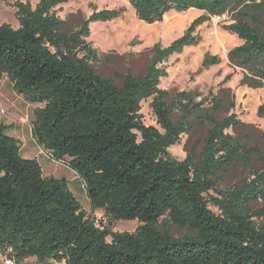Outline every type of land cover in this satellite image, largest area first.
<instances>
[{"label":"trees","instance_id":"obj_1","mask_svg":"<svg viewBox=\"0 0 264 264\" xmlns=\"http://www.w3.org/2000/svg\"><path fill=\"white\" fill-rule=\"evenodd\" d=\"M68 1L38 0L32 7L15 0L18 27L0 23V78L28 102L43 104L33 111L32 135L85 181L91 209L140 225L133 232L97 225L66 178L46 176L35 158L22 157L19 140L0 123V251L17 264L29 257L38 264H264V220H254L264 213L255 207L264 204V131L249 146L227 132L245 126L236 114L217 117L221 98L196 102L190 92L171 96L159 88L168 74L163 63L197 44L196 29L226 12L234 16L223 29L242 40L229 59L248 70L243 84L264 87V0H127L148 24L171 10L204 13L169 45L155 44L143 73L127 69L120 84L92 68L91 60L108 56L98 57L86 37L91 23L116 19L124 8L93 11L68 30L55 9ZM218 61L207 54L202 65ZM148 98L158 127L142 121ZM258 114L264 117V105ZM193 118L207 125L201 146L174 159L168 148L181 134L191 136ZM252 159L248 175L219 187L221 174ZM210 191L217 195L207 198ZM164 216L188 233L159 229Z\"/></svg>","mask_w":264,"mask_h":264},{"label":"rangeland","instance_id":"obj_2","mask_svg":"<svg viewBox=\"0 0 264 264\" xmlns=\"http://www.w3.org/2000/svg\"><path fill=\"white\" fill-rule=\"evenodd\" d=\"M20 1L30 3L32 7L38 2V0ZM249 1L246 0L245 3ZM14 2L15 0L0 1V23H8L17 28L19 23ZM119 7L124 8L120 17L111 21L91 23L89 25L90 34L86 37V41L98 57L108 56L105 61L91 60L92 68L98 74L112 78L117 84L121 83V77L127 69H130L134 75L142 74L155 44L169 45L184 33L194 18L204 13L196 8L184 11L171 10L164 15L161 21L148 24L137 19L134 9L127 0H69L55 9L56 14L64 20V28L71 30L76 29L93 11ZM223 14L226 18H221V15L211 16L208 21L196 29V35L199 38L197 44L186 46L181 51L173 53L163 63L168 74L161 78L159 88L168 91L171 96L181 91L190 92L195 96L196 102L203 98L211 99V94L221 98L223 105L217 117L236 114L245 126L228 129L227 132L241 141H248V145L253 146L259 142L260 132L264 131V117L258 114L259 106L264 105V87L254 88L241 82L243 76L249 72L231 61L228 52L240 45L242 40L237 35L223 29L222 26L232 22L234 16L227 12ZM261 25L264 28V18ZM207 54L217 56L219 61L203 66L202 62ZM151 100L148 98L141 102L142 121L147 126L158 127L150 107ZM42 105L28 102L12 89L11 83L5 76L0 78V123L8 125L5 131L7 135L19 140L21 156L35 158L39 161L44 175L66 178L69 189L97 225L108 226L113 231L133 232L140 225L137 220L114 221L102 209L92 210L81 177L66 164L53 162L49 152L37 144L32 135L33 111ZM207 105L206 102L204 106L207 107ZM177 114L173 115L174 120L178 118ZM191 123L193 127L191 136L186 133L181 134L180 142L168 148L172 158L182 160L192 146L195 145L197 151L201 146L207 125L199 123L196 118L191 119ZM46 158L52 163H44L43 159ZM255 164L256 159H252L246 166H235L227 173L221 174L219 187H230L240 177L248 175ZM216 195L215 191H210L207 198ZM208 206L213 212H218L211 203ZM255 207L264 209V204L259 203ZM254 220L263 221L264 213L255 217ZM158 227L161 230L166 229L170 235L175 237H182L188 233L187 230L174 226L165 216L159 220ZM8 258L7 254L0 251V264H17L14 260L12 263H7ZM18 264L38 263L34 257H29ZM46 264L66 263L47 260Z\"/></svg>","mask_w":264,"mask_h":264},{"label":"built area","instance_id":"obj_3","mask_svg":"<svg viewBox=\"0 0 264 264\" xmlns=\"http://www.w3.org/2000/svg\"><path fill=\"white\" fill-rule=\"evenodd\" d=\"M221 18H226V15L225 14H221ZM49 156H50V159L53 161V162H62V163H64V164H66L64 161H62V160H57V159H54L52 156H51V154L49 153ZM67 165V164H66ZM67 167H68V165H67ZM81 180H82V185H83V187L85 188L86 187V183H85V181L81 178ZM7 263H12V260L11 259H8L7 261H6Z\"/></svg>","mask_w":264,"mask_h":264},{"label":"crops","instance_id":"obj_4","mask_svg":"<svg viewBox=\"0 0 264 264\" xmlns=\"http://www.w3.org/2000/svg\"><path fill=\"white\" fill-rule=\"evenodd\" d=\"M43 161H44V163H46V164H50V163H52L49 159H43ZM38 163L40 164V166H41V168H42V165H41V163L38 161ZM42 172H43V169H42ZM44 174V173H43ZM46 176H51V175H46ZM54 176V175H53ZM67 180V179H66ZM68 182V181H67Z\"/></svg>","mask_w":264,"mask_h":264},{"label":"bare ground","instance_id":"obj_5","mask_svg":"<svg viewBox=\"0 0 264 264\" xmlns=\"http://www.w3.org/2000/svg\"><path fill=\"white\" fill-rule=\"evenodd\" d=\"M190 10V9H189ZM197 10V9H196ZM191 11H194V10H191ZM186 15V14H185ZM191 16V15H190Z\"/></svg>","mask_w":264,"mask_h":264}]
</instances>
